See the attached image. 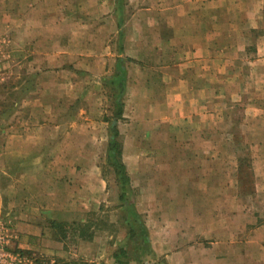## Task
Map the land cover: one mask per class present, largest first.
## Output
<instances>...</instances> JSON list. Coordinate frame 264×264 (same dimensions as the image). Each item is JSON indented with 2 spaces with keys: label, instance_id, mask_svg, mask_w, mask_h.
Instances as JSON below:
<instances>
[{
  "label": "rangeland",
  "instance_id": "obj_1",
  "mask_svg": "<svg viewBox=\"0 0 264 264\" xmlns=\"http://www.w3.org/2000/svg\"><path fill=\"white\" fill-rule=\"evenodd\" d=\"M121 1L122 54L117 52L114 0H48L31 18L0 20V129L4 132L0 139H15L20 137L19 129L28 128L37 141L29 150L34 164L23 167L35 168L36 193L32 195L36 206H46L55 216L46 220L49 235L61 246L52 264H115L112 254L119 248L125 253L124 264H189L188 249L192 253L199 244L189 238L186 225H179L191 215L183 198L186 194H178L179 188L190 183L183 176L188 159L181 148L190 135L172 119L176 113L168 97L170 82L163 94L162 77L173 73L167 70L173 62L171 46L178 41L172 34L171 1ZM180 11H209L213 26L219 27L223 26L222 13L237 12L244 26H256L258 19L264 33V0H213L205 10L203 4L195 3L193 9L182 5ZM187 21L182 17L181 25L191 26ZM19 28L32 31L29 52L17 47L29 37L19 36ZM227 41L219 35L217 42ZM117 58L124 59L126 82L121 117L115 123L109 81ZM252 86H244L243 96L254 92ZM258 87L257 112L246 111L250 101L240 95L228 101L234 104V126L225 127L222 122L224 99L211 102L212 140L222 144L232 138L237 143L234 147L215 144L213 153L230 162L241 156L236 184L243 230L235 233L232 225L231 236L223 239L232 244L226 264H235L239 250L242 264H264V179L254 177L252 171V156L261 148L256 143L264 139V81ZM111 122L118 132V160L129 178L124 202L118 200V183L106 157ZM27 181L32 187L27 177L22 186ZM1 182L6 184L0 180V189L5 187ZM133 214L146 230L149 249L143 252L126 237ZM0 220L10 225L7 217L0 215ZM200 243L209 246L206 241ZM157 248L166 254L177 249L186 253L182 259H164L154 252ZM211 254L209 258L219 263V258H213L218 252ZM38 258L39 264H51L42 253Z\"/></svg>",
  "mask_w": 264,
  "mask_h": 264
},
{
  "label": "crops",
  "instance_id": "obj_2",
  "mask_svg": "<svg viewBox=\"0 0 264 264\" xmlns=\"http://www.w3.org/2000/svg\"><path fill=\"white\" fill-rule=\"evenodd\" d=\"M3 1L10 5L5 6V3L2 4ZM46 1L48 0H0V20L8 19L10 16L16 19L31 18L37 9L39 11L43 9ZM170 1L171 20L175 23L172 26V34L177 36L178 41L175 47L171 46L173 62L171 70H167L173 73H170L169 78L162 77L163 94L166 96L170 82L168 97L173 105L172 110L176 113L172 119L180 131L186 129L190 135L188 142L181 144L182 154L188 159L182 167L185 173L183 176L189 178L190 183L186 188H179L178 194L181 196L186 194L183 198L190 205L191 215L188 219H182L179 225H186L189 228V238L199 243L193 246L198 253L195 251L191 253L192 248L188 249L190 253L186 257L190 260L189 264L195 260V264L206 262L220 264L222 260L226 264V255L232 244L224 242L223 239L231 236L232 225L237 228L235 233L243 230L242 204L236 184L237 161L241 156H236L233 162H230L223 158L225 156L213 153L215 144L218 147H234L237 143L232 138L223 140L222 144L218 140V143L212 140L210 134L215 131L211 127L213 109L211 102L213 99L216 101L224 99L221 115L225 127L234 126L231 119L234 115L232 111L234 104L230 102L239 95L240 98L250 101L246 111L257 112L259 105L257 99L261 97L258 84L264 81V33L260 32L258 19H255L256 26H249L250 23L244 26L243 17L237 12L222 13L223 26L219 27L213 26V18L209 11L200 14L194 11L188 13L180 11L182 5L193 9L195 3L203 4L205 10L206 5L209 8L213 0ZM163 13L167 15L166 12ZM193 16L196 19V26L192 25ZM182 17L189 19L187 23H191V26L181 25ZM250 19L254 22V14L251 13ZM18 32L19 36L27 34L29 37L17 47L23 46L29 52L33 41L32 31L28 28H19ZM219 35H223L229 41L218 43ZM244 53L249 56L247 59H244ZM247 83L253 85L251 90L254 92L244 97V86ZM254 83L257 84L256 87ZM241 104L243 107V103ZM241 113L245 114L244 111ZM3 133V129H0V134ZM19 133L20 137L17 136L15 139L6 141L0 139V180L6 182V184L1 182L5 187L0 189V215L2 218L7 217L10 224L8 248L19 253L22 264H39L37 260L40 259L38 258L40 253L47 256L52 264L59 257L61 246L51 234L49 235L51 229L48 228L46 220L55 219V216L53 217V212L46 209V206L41 204L36 206L32 195L36 193L35 168L30 170L28 165L23 167L24 163L34 164L35 158L29 150L36 146L37 141L31 135V129L22 128L19 129ZM256 145L261 148L257 147L258 154L252 156L253 176L264 179L262 153L264 139L258 140ZM24 177H27V180L31 178L32 187H29L28 181L27 186H22ZM19 180L23 183L20 184ZM205 241L207 246L209 244L208 247L200 243ZM212 251L218 252L213 258H219V263L209 258L212 257ZM154 252L170 260L182 259L186 253L183 249H177L172 254H166L159 248ZM238 256L235 264H242V250H239Z\"/></svg>",
  "mask_w": 264,
  "mask_h": 264
},
{
  "label": "trees",
  "instance_id": "obj_3",
  "mask_svg": "<svg viewBox=\"0 0 264 264\" xmlns=\"http://www.w3.org/2000/svg\"><path fill=\"white\" fill-rule=\"evenodd\" d=\"M122 1L114 0V9L117 14L116 16V28H117V52L122 54V40H123V30H122ZM123 58H117L114 65V71L112 77L109 81V86L113 95L114 101V110L112 113L113 121H116L121 117L122 112V96L125 90V82H126V71L123 66ZM113 122V123H114ZM111 122L109 126V137L107 141L106 147V157L107 162L112 168L115 178L119 187L118 200L120 202H124V196L126 187L129 183V178L125 172L124 165L118 160L120 155L119 144L117 141V129L115 123ZM133 224L128 226L126 237L132 239V243H135L140 252L149 249L148 239L146 230L143 226L142 221L139 219L137 214H133L132 217ZM125 257L124 250L119 248L116 253L112 254V259L115 264H124L122 259Z\"/></svg>",
  "mask_w": 264,
  "mask_h": 264
},
{
  "label": "built area",
  "instance_id": "obj_4",
  "mask_svg": "<svg viewBox=\"0 0 264 264\" xmlns=\"http://www.w3.org/2000/svg\"><path fill=\"white\" fill-rule=\"evenodd\" d=\"M8 226L0 220V264H22V257L18 252L8 248Z\"/></svg>",
  "mask_w": 264,
  "mask_h": 264
}]
</instances>
